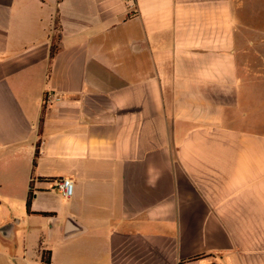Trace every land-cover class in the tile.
Returning a JSON list of instances; mask_svg holds the SVG:
<instances>
[{"label":"crops","instance_id":"1","mask_svg":"<svg viewBox=\"0 0 264 264\" xmlns=\"http://www.w3.org/2000/svg\"><path fill=\"white\" fill-rule=\"evenodd\" d=\"M253 1L0 0V264H264Z\"/></svg>","mask_w":264,"mask_h":264},{"label":"trees","instance_id":"2","mask_svg":"<svg viewBox=\"0 0 264 264\" xmlns=\"http://www.w3.org/2000/svg\"><path fill=\"white\" fill-rule=\"evenodd\" d=\"M57 23H58V19L55 18V26L57 25ZM56 39H57V36L54 37L52 45L50 47V57L53 56V54H54V52L56 50V47L54 45V41H56ZM36 155H37V152L35 153V157H36ZM34 163H35V161L33 160V165H34ZM32 197H33L32 191L29 190L28 193H27V196H26V200H25V208H26L27 212L29 210V206H30ZM39 215L45 216L47 214L46 213H39ZM40 261L43 262V263H49V261H50V252L49 251H41V253H40Z\"/></svg>","mask_w":264,"mask_h":264},{"label":"built area","instance_id":"3","mask_svg":"<svg viewBox=\"0 0 264 264\" xmlns=\"http://www.w3.org/2000/svg\"><path fill=\"white\" fill-rule=\"evenodd\" d=\"M51 101L49 95H46L43 99V103H49ZM55 187L58 191V193L63 197V198H69L72 194V183L69 179L61 178V179H56L54 181ZM46 264V263H42Z\"/></svg>","mask_w":264,"mask_h":264},{"label":"rangeland","instance_id":"4","mask_svg":"<svg viewBox=\"0 0 264 264\" xmlns=\"http://www.w3.org/2000/svg\"><path fill=\"white\" fill-rule=\"evenodd\" d=\"M247 20L250 24L256 25L257 22V9H256V0L253 1L252 5H249L248 11H247ZM4 212H8L5 209H0V218ZM12 214H18L19 211L16 208H13L11 210Z\"/></svg>","mask_w":264,"mask_h":264},{"label":"water","instance_id":"5","mask_svg":"<svg viewBox=\"0 0 264 264\" xmlns=\"http://www.w3.org/2000/svg\"><path fill=\"white\" fill-rule=\"evenodd\" d=\"M1 231H2V233H6L7 227L6 228L4 227Z\"/></svg>","mask_w":264,"mask_h":264}]
</instances>
